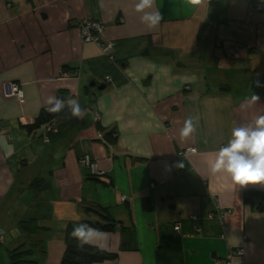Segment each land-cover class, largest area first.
Here are the masks:
<instances>
[{
	"label": "crops",
	"instance_id": "1",
	"mask_svg": "<svg viewBox=\"0 0 264 264\" xmlns=\"http://www.w3.org/2000/svg\"><path fill=\"white\" fill-rule=\"evenodd\" d=\"M137 3L0 0V264L36 240L38 263L60 264L67 225L105 223L96 206L115 224L101 230L103 248L90 244L115 255L100 264H264V185L212 171L232 129L264 115V0H154L146 11L163 19L152 29ZM86 19L102 22L109 52L82 40ZM5 82L20 86L22 104ZM50 97L63 109L48 111ZM41 111L55 131L45 134L46 122L30 133ZM188 117L197 130L182 139ZM248 190L262 195L246 200ZM30 218L40 234L19 229Z\"/></svg>",
	"mask_w": 264,
	"mask_h": 264
},
{
	"label": "clouds",
	"instance_id": "2",
	"mask_svg": "<svg viewBox=\"0 0 264 264\" xmlns=\"http://www.w3.org/2000/svg\"><path fill=\"white\" fill-rule=\"evenodd\" d=\"M153 5L154 0H138L135 5V10L143 13L141 22L149 29L158 26L163 19L159 11H146ZM260 86L262 85L257 81V87ZM259 99L258 95L253 94L246 102L247 106L251 107ZM48 103L52 105L48 111L53 113L59 112L65 106V101L53 97L49 98ZM67 104L71 106L73 116H81V109L76 100H69ZM241 107L245 105L242 104ZM196 130L195 118L188 117L180 129V136L182 139L188 138L195 134ZM212 171L228 174L235 186L264 185V115L257 116L254 121L246 125L232 129L231 139L216 153ZM70 236L76 239L79 247L95 243L103 248L107 239L106 233L85 223L76 225Z\"/></svg>",
	"mask_w": 264,
	"mask_h": 264
},
{
	"label": "trees",
	"instance_id": "3",
	"mask_svg": "<svg viewBox=\"0 0 264 264\" xmlns=\"http://www.w3.org/2000/svg\"><path fill=\"white\" fill-rule=\"evenodd\" d=\"M52 118V115L41 111L38 117L34 120L32 124H28L26 127L30 133L34 131L40 125L49 122ZM105 136L109 141L113 142L114 139L111 138L112 132L105 133ZM252 195L261 196V192L248 190L245 193V199H249ZM143 209L149 211L152 209L151 204L148 201H143ZM89 211H92L105 221L104 224L91 223L84 221L83 223L89 224L92 227L100 230L110 231L114 227L112 219L106 214V211L99 206L90 207ZM19 229L28 236L40 234L44 228L39 226L35 218L20 220L18 222ZM75 226L69 224L64 230V243L65 250L61 257L60 264H100L107 260H112L115 255L104 250L99 249L96 246L90 244H85L83 247H79L76 239L70 236L73 228ZM41 241L36 240L28 247H25L24 244H20L14 248L7 250V264H39L37 259L34 258L35 248L41 246ZM1 246V241H0Z\"/></svg>",
	"mask_w": 264,
	"mask_h": 264
},
{
	"label": "built area",
	"instance_id": "4",
	"mask_svg": "<svg viewBox=\"0 0 264 264\" xmlns=\"http://www.w3.org/2000/svg\"><path fill=\"white\" fill-rule=\"evenodd\" d=\"M257 10H264V6L262 4H258L255 6ZM78 27L81 32V38L83 41H92L96 43L104 52H109L114 43L112 41H105L103 39V32H104V27L101 21L98 20H93V19H86V20H81L78 22ZM111 56V55H110ZM62 76H66L67 73L61 71L60 72ZM109 80V78H107ZM3 93L7 97H13L15 98L18 103L22 104L24 102V94L23 91L21 90L20 86L16 84L15 82H5L3 84ZM52 131H55V124L53 122H47L45 126V134L50 133ZM45 141H48V136H44ZM195 148L189 147V148H184L178 151L179 156H186L190 153H194ZM82 162L90 168L92 171H96V164L90 160L88 156H85L82 159ZM97 173H102L101 171ZM125 198H122L124 200ZM219 209L217 206L215 207V210L217 211ZM230 210H226V212H229ZM224 214V213H223ZM222 215V213H221ZM174 230L179 229V225L175 224L174 225ZM232 254L236 255H241L242 254V249H236L232 252ZM229 258L230 256H227L225 259L221 260L219 264H229Z\"/></svg>",
	"mask_w": 264,
	"mask_h": 264
},
{
	"label": "rangeland",
	"instance_id": "5",
	"mask_svg": "<svg viewBox=\"0 0 264 264\" xmlns=\"http://www.w3.org/2000/svg\"><path fill=\"white\" fill-rule=\"evenodd\" d=\"M208 73L211 74V75H213V77H214L215 74H221V69H220L219 67H214V66H212V67L208 70Z\"/></svg>",
	"mask_w": 264,
	"mask_h": 264
},
{
	"label": "water",
	"instance_id": "6",
	"mask_svg": "<svg viewBox=\"0 0 264 264\" xmlns=\"http://www.w3.org/2000/svg\"><path fill=\"white\" fill-rule=\"evenodd\" d=\"M92 85H94V83ZM103 87H104L103 85L98 86L99 89H102Z\"/></svg>",
	"mask_w": 264,
	"mask_h": 264
}]
</instances>
